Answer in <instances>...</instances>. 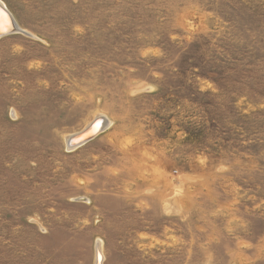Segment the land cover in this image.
Wrapping results in <instances>:
<instances>
[{"label": "rangeland", "instance_id": "1", "mask_svg": "<svg viewBox=\"0 0 264 264\" xmlns=\"http://www.w3.org/2000/svg\"><path fill=\"white\" fill-rule=\"evenodd\" d=\"M1 1L0 264H264V0Z\"/></svg>", "mask_w": 264, "mask_h": 264}, {"label": "bare ground", "instance_id": "2", "mask_svg": "<svg viewBox=\"0 0 264 264\" xmlns=\"http://www.w3.org/2000/svg\"><path fill=\"white\" fill-rule=\"evenodd\" d=\"M0 2H2L0 0ZM0 37L8 35V34H12L16 31H19L18 28V23L15 20L14 16L12 15V13L8 10L7 6H5V4L2 2L0 3ZM4 7V8H3ZM6 9V10H5ZM14 20V22L11 20V17ZM23 33L25 34H31L29 31L27 30H21ZM9 32V33H8ZM33 35V34H32ZM98 117V116H97ZM107 126V124L105 125V118H95L94 120H92L90 123H88L86 125V127H84L82 130L75 132L74 134L70 135L67 137V143L70 141L71 138H73V142L74 141H78L80 138L82 139H86L87 137L94 138L97 134H99L103 128H105ZM94 134V136H93ZM91 135V136H90ZM91 138V139H92ZM90 139L85 140L84 142L89 141ZM83 142V143H84ZM82 144V143H81ZM100 245V244H99ZM102 250V248H101ZM100 252V251H99ZM103 254L100 252V261H98V264H103Z\"/></svg>", "mask_w": 264, "mask_h": 264}, {"label": "water", "instance_id": "3", "mask_svg": "<svg viewBox=\"0 0 264 264\" xmlns=\"http://www.w3.org/2000/svg\"><path fill=\"white\" fill-rule=\"evenodd\" d=\"M1 5V4H0ZM3 5V4H2ZM1 5V6H2ZM4 6V5H3ZM4 8V7H3ZM6 10V9H5ZM11 17V16H10ZM11 20L14 22V20L12 19V17H11ZM9 33V32H8ZM91 136V135H90ZM93 136H94V134H93ZM74 138V137H73ZM73 138H71L70 139V141L67 143V146H69L70 148H72V147H75V146H77V145H79V144H81V143H83L85 140H87V139H91L92 138V136H91V138L89 137H87L86 139L84 138H80L78 141H74L73 142ZM98 261H100V252H99V250H97V256H96V264H98L99 262Z\"/></svg>", "mask_w": 264, "mask_h": 264}]
</instances>
